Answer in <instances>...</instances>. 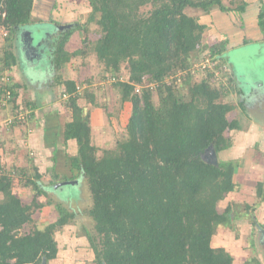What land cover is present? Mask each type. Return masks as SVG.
<instances>
[{"label": "trees", "instance_id": "16d2710c", "mask_svg": "<svg viewBox=\"0 0 264 264\" xmlns=\"http://www.w3.org/2000/svg\"><path fill=\"white\" fill-rule=\"evenodd\" d=\"M88 1L91 12L87 23L62 25L51 17L42 22L56 25L49 61L57 70L72 57L85 55L82 47L68 51L66 46L75 32L88 31L89 23L96 22L98 37L91 43L92 52L103 64V71L116 77L112 85L121 92L122 101L132 104L127 136L99 153L91 139L90 115L84 116L79 103L80 86L73 79L60 81L74 113L73 121L63 131L64 139L75 140L78 153L71 158L70 175L53 172L48 182L35 167L33 177H27L25 169L17 172L16 184L11 171L0 162V264H49L55 259L59 249L54 234L76 213L58 203L55 222L32 231L28 226L46 205L40 197L58 189L54 187L56 182L60 188L69 187L80 194L73 199L61 197L72 202L81 200L83 181L91 195L88 213L95 229V233L87 230L95 253L94 262L88 264H234L230 251L213 246L212 240L219 227L231 225V212H238L233 202L220 209L225 196L236 189L238 165L219 158L230 144L226 131L239 127L227 118L233 106L223 99L232 89L241 95L245 92L242 85L237 89L227 87L215 77L216 69L226 63L227 40L207 46L211 57L220 61L213 71L208 70L199 81L187 72L193 64L192 53L202 45L207 28L187 10L245 12L247 3L230 8L223 0ZM40 3L44 4V10L40 9L44 14L48 4L46 0ZM149 4L153 7L149 14H141L140 8ZM36 5L37 0H0V26L8 32L4 35L8 41L4 56L0 57V77L6 72L11 77L9 83L0 85V92L8 88L14 98L18 85L11 72L17 58L10 40L23 31L33 37ZM258 24L264 31V5L259 9ZM123 63L127 64L125 79L120 77ZM183 71L186 75L181 82L178 73ZM229 80L231 84L237 81L233 74ZM138 86L140 93L136 91ZM185 87L188 91L183 94ZM240 105L247 110L244 100ZM30 116L33 118L34 113ZM17 125L15 120L9 129ZM210 148L216 152V163L207 162L205 155ZM77 178L80 181L75 183ZM19 186L33 191L30 201L17 194ZM256 193L258 198L264 197L263 183H258ZM48 203H52L50 199ZM257 206L247 204L244 213L255 219ZM24 227L27 230L22 232ZM244 264L262 263L250 257Z\"/></svg>", "mask_w": 264, "mask_h": 264}, {"label": "rangeland", "instance_id": "374dc122", "mask_svg": "<svg viewBox=\"0 0 264 264\" xmlns=\"http://www.w3.org/2000/svg\"><path fill=\"white\" fill-rule=\"evenodd\" d=\"M46 2L48 9H52V14L49 10L44 14L41 13L44 10V4L37 0L35 15L32 17L36 23L31 26L34 39L28 35V32H24V35L26 34L28 37L20 39V43L23 44L21 48L24 51V56L21 62L16 64L18 69H12L11 72L15 81H18L22 86L23 93L21 91V97L17 96L16 100L14 98L5 110L0 109L1 114L16 115L15 120L18 122L14 131L7 134L9 140L6 142L0 140V160L5 161L7 171L10 167V174L15 177L13 179L16 180V184V177L19 174L17 172L22 169H25L27 177H33L37 171L35 167H37L42 179L46 182L52 179L53 172L71 174V158L77 155L78 145L75 140L66 141L64 139L63 131L66 124L73 121L74 113L67 103L69 98L62 96L65 85L60 81L74 78L73 80L79 84L78 90L81 96L79 103L83 107L84 116L90 115L91 139L92 143L100 149L99 153L104 148L115 147L117 141L127 136L126 126L132 112V104L122 101L121 92L112 85L115 79L103 71V64H99L92 52L91 43L98 37L95 32L99 29L96 22L89 23L88 31L75 32V36L67 43L68 51L82 47L85 55L74 56L61 69L53 70L49 60L52 57L53 43H55L52 38L56 34V25L42 22L48 20L47 18H53L61 24L76 21L87 23L91 6L88 0H46ZM223 2L230 8H235L245 2L247 9L245 12H222L218 8H214L210 13L193 8L187 10L189 14L197 16L200 21L207 24L202 45L192 53L193 64L187 72L194 80L199 81L208 73V70L213 71L219 58L211 57L207 46L227 40L224 53L226 63L222 69H216L215 77L217 76L219 84L227 87L235 86L237 89L242 85L245 92L244 95H241L232 89L223 99L224 102L233 106V109L227 114V118L230 121H236L239 127L229 128L226 131L225 135L230 144L227 149L219 153V158L223 161L232 160L238 165L234 175L236 189L225 196V200L220 203V209L223 210L228 203L233 202L235 210L238 212L236 214L231 212L233 220L230 226H221L217 229L212 244L215 247H224L229 250L234 256V264H244L250 257L257 258L264 264V250L258 251L263 240L261 242L254 238L260 234L256 229L258 221L264 223V197L260 199L256 193L259 182L264 186V31L258 24L259 9L264 5V0H223ZM54 5H56V10ZM152 8L151 4L142 6L140 13L149 14ZM5 33L8 32L0 26V57L4 56L3 50L8 42L4 36ZM245 38L247 40L244 43ZM85 39L86 43H84ZM16 40H10V43L16 45ZM46 69L50 71L48 77L43 73ZM26 72L32 73L31 75L35 77L39 76L41 81H44L48 92L43 95L41 100L44 109L35 108L37 114L41 115L44 131L47 133L43 145L34 144L38 142V139L40 140L41 129H39L40 126L35 125L38 115L37 118L35 116L22 119V113L27 115L30 110L29 106L33 107L32 103L39 95L37 91L43 90L38 84L26 85L28 82L27 79H24ZM120 74V77L125 79L127 64H122ZM178 74H181L182 82L186 71ZM232 74L234 79H237L233 84L229 80ZM182 89L184 90L183 94L187 93L188 87ZM90 93L93 94L90 95ZM24 100H28L27 103ZM242 100L247 106L246 111L240 105ZM29 118L31 119L28 120ZM26 123L31 124L34 128L28 129V135L26 133L22 135L24 130L21 125H26ZM30 146L31 148H29ZM205 157L206 159L212 158L211 148ZM8 165L9 167H7ZM75 181L78 183L80 179L77 178ZM57 184L54 187H58V189L48 190L49 196L40 197V200L44 201L46 205L36 212L35 222L28 228L31 231L35 228L44 229L48 224L55 222L59 217L57 205L62 203L76 215L69 223L55 232L54 236L59 251L57 257L49 264L93 263L95 253L87 230L95 233V229L94 221L88 213L92 205L88 185L83 181L80 185L81 200H72L71 202L70 200L65 201L61 197L68 196L73 199V197H79L80 194H75V191L69 187L60 188ZM17 194L24 201H30L33 191L19 186ZM1 198L2 193H0ZM49 199L52 202L50 204L48 203ZM259 202L261 203L259 204ZM255 203L259 204L256 208L258 215L253 219L252 215L244 212H246L247 204ZM70 205L74 208H71ZM26 230V227L22 228V232Z\"/></svg>", "mask_w": 264, "mask_h": 264}, {"label": "crops", "instance_id": "0c3cea01", "mask_svg": "<svg viewBox=\"0 0 264 264\" xmlns=\"http://www.w3.org/2000/svg\"><path fill=\"white\" fill-rule=\"evenodd\" d=\"M24 32L25 31H23V33L22 32H20V34L18 35V38H17V40H16V45H14L13 46V52L15 53V55H16V58H17V64H19L20 62H21V59H22V57L24 56V51H22V48H21V45H23V44H21L19 41H20V39H21V37H26V38H28L27 37V35L25 34L24 35ZM22 34H23V36H22ZM75 34L76 33H74L73 35H72V37L73 36H75ZM71 37V38H72ZM71 38H70V41H71ZM69 41V42H70ZM68 42V43H69ZM17 44H19V45H17ZM23 47V46H22ZM21 67V66H20ZM13 69L14 70H17L18 69V67H17V65H14L13 66ZM41 72H43V71H41ZM27 73V72H26ZM46 76L48 75V73H50V71H49V69L47 70H44V72H43ZM32 73H27V74H25V76H24V79L26 80H28V82L26 83V85H29L30 83L31 84H38L41 88H43V90H40V91H37V94H39V95H37L36 97H35V101H33V107H30L29 106V111L31 112V114H32V112L34 113V116H33V118L36 116V118H37V112H36V109L35 108H38L39 107V110H40V108H41V110H43L44 108H43V105L41 104V100H42V97H43V95L45 94H47L48 92H47V88H46V86H45V84H44V81H41V79H40V77L39 76H34V75H31ZM26 75H28L27 77H26ZM29 75H30V77H29ZM48 77V76H47ZM15 78V77H14ZM74 79V78H73ZM15 83L18 85V89H17V96H18V98L19 97H21V94H20V92L22 91V86L19 84V82L18 81H15ZM79 85V84H78ZM37 89V88H36ZM45 89V90H44ZM21 93H23V91L21 92ZM63 93V92H62ZM17 96H16V98H15V100L17 99ZM26 101H28V100H24V102L25 103H27ZM5 110V108H2V110ZM45 113L43 112V115H44ZM7 115L8 114H1L0 113V118L1 119H4V118H2L3 116H5V117H7ZM43 119V118H42ZM30 123V122H29ZM29 123H27L26 125H28ZM26 125H21V126H23V130H24V133L22 134V135H24L25 133L28 135V133H29V130L28 129H30V128H34L31 124H29L27 127H25ZM35 125L36 126H40L39 127V129H41L40 130V133H39V136H40V140L38 139V142H35L34 144H42L43 145V143H45V139H46V136H47V133L44 131V124H42V121H41V115H38V118H37V120H35ZM16 127V126H15ZM6 130V131H5ZM14 131V128H11V129H9V128H5V129H1L0 130V140L1 141H4V142H6V141H8L9 139H8V136H7V134H9L10 132H13ZM12 148H16V147H12ZM29 148H31V146L29 147ZM32 150L33 151H35L33 148H32ZM260 152V151H259ZM35 153V152H34ZM257 153H258V151H257ZM0 162L2 163V165L3 164H5L6 165V163H5V161H1L0 160ZM7 167H9V165L7 166ZM8 171H11V169H10V167L8 168ZM260 204V203H259ZM258 204V205H259ZM256 212V215H258V213H257V210H255ZM259 222V221H258ZM264 224V223H263ZM259 232H260V234L259 235H257V236H255L254 238L256 239L257 238V240L258 241H261L262 242V240H263V236H264V227H259L258 226V228H256ZM256 230V231H257ZM263 247V248H262ZM258 251L259 252H262V249L264 250V243L262 242V246L260 247H258ZM264 258V257H263Z\"/></svg>", "mask_w": 264, "mask_h": 264}, {"label": "built area", "instance_id": "2783aa9c", "mask_svg": "<svg viewBox=\"0 0 264 264\" xmlns=\"http://www.w3.org/2000/svg\"><path fill=\"white\" fill-rule=\"evenodd\" d=\"M6 34V33H5ZM116 80V77H113ZM114 80V81H115ZM11 81V77H10V74L8 72H6L4 75H2L0 77V85L2 84H7ZM136 91L138 93H140L141 91V86H138ZM63 97L64 98H68L69 96L66 95V94H63ZM14 99V96H13V92L12 90L8 89V88H4L1 90L0 92V109L2 108H7V105ZM30 111L27 115L23 114L22 113V119H25V117H31L30 116ZM19 115V114H18ZM16 118V115H10V116H7L5 117L4 119H1L0 120V130L1 129H5V128H9V126L14 122Z\"/></svg>", "mask_w": 264, "mask_h": 264}, {"label": "water", "instance_id": "95a60500", "mask_svg": "<svg viewBox=\"0 0 264 264\" xmlns=\"http://www.w3.org/2000/svg\"><path fill=\"white\" fill-rule=\"evenodd\" d=\"M33 39H34V37H33ZM211 157H212L211 159H207V162H209V163H212V162L216 163L217 162V155H216V152H215V150L213 148H211ZM74 182L77 183L76 181H74ZM64 183H68V182H64ZM263 243H264V236H263ZM43 264H47L46 261H43Z\"/></svg>", "mask_w": 264, "mask_h": 264}, {"label": "flooded vegetation", "instance_id": "af4514ba", "mask_svg": "<svg viewBox=\"0 0 264 264\" xmlns=\"http://www.w3.org/2000/svg\"><path fill=\"white\" fill-rule=\"evenodd\" d=\"M35 53V52H34ZM32 54V53H31Z\"/></svg>", "mask_w": 264, "mask_h": 264}]
</instances>
